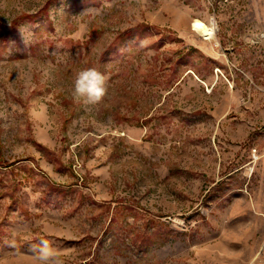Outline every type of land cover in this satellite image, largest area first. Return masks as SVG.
Returning a JSON list of instances; mask_svg holds the SVG:
<instances>
[{
	"label": "rangeland",
	"instance_id": "374dc122",
	"mask_svg": "<svg viewBox=\"0 0 264 264\" xmlns=\"http://www.w3.org/2000/svg\"><path fill=\"white\" fill-rule=\"evenodd\" d=\"M0 264H264V0H0Z\"/></svg>",
	"mask_w": 264,
	"mask_h": 264
},
{
	"label": "clouds",
	"instance_id": "9594fccd",
	"mask_svg": "<svg viewBox=\"0 0 264 264\" xmlns=\"http://www.w3.org/2000/svg\"><path fill=\"white\" fill-rule=\"evenodd\" d=\"M104 85V75L94 68L88 69L79 74L75 82V94L77 98L86 97L87 103L94 104L104 96L106 91ZM44 259H47V253H44Z\"/></svg>",
	"mask_w": 264,
	"mask_h": 264
},
{
	"label": "bare ground",
	"instance_id": "6f19581e",
	"mask_svg": "<svg viewBox=\"0 0 264 264\" xmlns=\"http://www.w3.org/2000/svg\"><path fill=\"white\" fill-rule=\"evenodd\" d=\"M193 28L197 34L207 39H212L216 35V27L209 26L200 20H194Z\"/></svg>",
	"mask_w": 264,
	"mask_h": 264
}]
</instances>
